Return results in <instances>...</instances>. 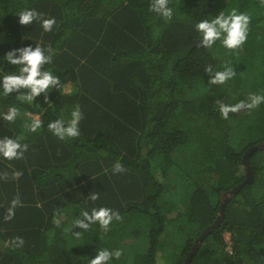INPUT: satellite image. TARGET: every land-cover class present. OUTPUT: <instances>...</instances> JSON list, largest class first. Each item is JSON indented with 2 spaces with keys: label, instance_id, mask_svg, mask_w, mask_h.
Instances as JSON below:
<instances>
[{
  "label": "trees",
  "instance_id": "16d2710c",
  "mask_svg": "<svg viewBox=\"0 0 264 264\" xmlns=\"http://www.w3.org/2000/svg\"><path fill=\"white\" fill-rule=\"evenodd\" d=\"M154 3L0 0V74L18 67L6 53L15 58L39 45L50 57L43 67L58 77L31 102L20 98L28 89L0 95V139L24 145L17 157L0 156V165L10 163L0 173V264H88L102 248L121 250L113 264H182L215 221L222 193L244 180V152L264 141V101L227 118L219 105L264 95V2L169 0V18ZM233 7L249 15L245 42L203 45L195 24ZM23 9L54 18L52 29L35 18L19 24ZM225 66L233 75L210 83L215 72L206 69ZM66 84L71 91L63 92ZM77 106L79 135L59 138L48 124ZM12 107L20 117L9 122ZM24 112L40 115L36 130ZM248 166L252 179L229 198L188 264H264V148L250 153ZM94 206L120 218L106 232L98 222L72 223ZM165 243L170 250L159 259Z\"/></svg>",
  "mask_w": 264,
  "mask_h": 264
},
{
  "label": "clouds",
  "instance_id": "9594fccd",
  "mask_svg": "<svg viewBox=\"0 0 264 264\" xmlns=\"http://www.w3.org/2000/svg\"><path fill=\"white\" fill-rule=\"evenodd\" d=\"M264 2V0H262ZM169 0H155L151 8L161 13L163 17L169 18L172 14V8L168 7ZM18 23L27 25L33 19H39L42 29L50 31L55 23L54 18L41 19L39 14L34 9H23L18 14ZM249 15L244 12H238L234 7L220 11L217 15L211 16L209 19H202L195 24L197 33L201 36L203 45L211 48L217 41L226 49H236L241 46L248 35ZM19 57H13L11 51L6 53L3 59H6L10 64L17 65L15 72L8 71L0 74V95H6L17 89H28L26 94L20 96L22 100L31 102L33 98L40 93H45L52 86H58V77L55 76L50 69H45L43 66L46 62L50 63V57L44 54L41 46L37 45L35 49L24 47L18 49ZM208 72H215L210 78V83H223L232 75L231 66H225L223 71L206 69ZM250 102L245 104L244 101H239L233 105H219L220 114L227 118L229 112H236L242 107L249 109L256 107L261 101H264V95L252 94L249 97ZM18 110L15 107L9 109L4 116L9 122L16 120ZM81 118L79 107H74L70 111L69 118L57 119L48 124V128L59 138H71L79 135L78 122ZM39 119H32L26 125L29 130H36L40 126ZM66 125V126H62ZM18 139V138H17ZM17 139L5 137L0 139V156L11 159L20 155L17 149L23 148L24 145L17 142ZM119 170L120 165H116ZM92 201L97 200V194H90ZM84 219H75L73 224L80 228L87 229L89 223L98 222L101 229L105 232L109 229L110 222L114 219L118 220L119 215L111 208L106 206H94L91 212L82 210L80 213ZM85 220L89 223H85ZM98 254L88 260V264H102L108 262L113 264V258L119 259L122 252L119 248H102L98 249Z\"/></svg>",
  "mask_w": 264,
  "mask_h": 264
},
{
  "label": "water",
  "instance_id": "95a60500",
  "mask_svg": "<svg viewBox=\"0 0 264 264\" xmlns=\"http://www.w3.org/2000/svg\"><path fill=\"white\" fill-rule=\"evenodd\" d=\"M259 148H264V141H260L257 144L251 145L249 146L246 151L243 154V164L246 166L247 172L245 175L244 180L237 184L236 186L226 190V192H223L221 195V203H220V209H219V213L215 219V221L210 224L209 226L205 227L204 229H202L200 235L194 240L193 245L190 249V251L188 252L186 258L184 259L182 264H188V262L190 261V258L192 256V254L195 252L197 246L199 245L200 241L207 235V233H209L211 231L212 228H214L217 224H219L221 222L222 219V215H223V208L226 204V202L229 200V198L238 191V189H240L241 186H243L244 184L250 182V180L252 179V171L248 166V157L250 155V153H252L254 150H257Z\"/></svg>",
  "mask_w": 264,
  "mask_h": 264
},
{
  "label": "crops",
  "instance_id": "0c3cea01",
  "mask_svg": "<svg viewBox=\"0 0 264 264\" xmlns=\"http://www.w3.org/2000/svg\"><path fill=\"white\" fill-rule=\"evenodd\" d=\"M69 84H66V86H68ZM65 86V85H64ZM63 86V87H64ZM63 87H62V90H63V92H69V91H71V89L69 90V91H65L64 89H63ZM66 88V87H65ZM27 117V118H31V119H34V118H36V119H40V115L38 114V113H29V112H24L23 113V117ZM20 117V114L18 113V115H17V118L16 119H18ZM8 127V126H7ZM3 164L2 165H0V173H3V172H7V169H9V167H10V163H8V162H2ZM4 177H6L5 175H3V174H0V189L2 188V182L3 181H5L6 180V178H4ZM4 203L2 202V201H0V205H3Z\"/></svg>",
  "mask_w": 264,
  "mask_h": 264
},
{
  "label": "rangeland",
  "instance_id": "374dc122",
  "mask_svg": "<svg viewBox=\"0 0 264 264\" xmlns=\"http://www.w3.org/2000/svg\"><path fill=\"white\" fill-rule=\"evenodd\" d=\"M66 87V88H65ZM63 89L65 90V91H69L70 89H71V85L69 84L68 86H64L63 87ZM224 238H225V240H226V242H227V244L229 243V241H228V234L226 233V234H224ZM166 244V243H165ZM170 247H171V245H169V244H166V245H164V247L163 248H159L158 249V253H157V255H158V257H159V259H160V257L161 258H163V255L168 251V250H170Z\"/></svg>",
  "mask_w": 264,
  "mask_h": 264
}]
</instances>
